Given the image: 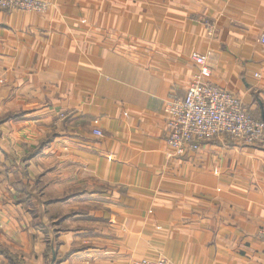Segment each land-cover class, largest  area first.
Masks as SVG:
<instances>
[{"label": "crops", "instance_id": "1", "mask_svg": "<svg viewBox=\"0 0 264 264\" xmlns=\"http://www.w3.org/2000/svg\"><path fill=\"white\" fill-rule=\"evenodd\" d=\"M45 1L0 9V264H264V140L174 157L164 113L197 51L264 122V0Z\"/></svg>", "mask_w": 264, "mask_h": 264}, {"label": "built area", "instance_id": "2", "mask_svg": "<svg viewBox=\"0 0 264 264\" xmlns=\"http://www.w3.org/2000/svg\"><path fill=\"white\" fill-rule=\"evenodd\" d=\"M45 0H0V9L39 13L47 10ZM264 47V32L259 36ZM190 60L195 73L184 97L164 106L166 144L171 156L197 151L200 145L224 135L246 145L262 144L264 122L243 108L241 99L210 81L211 67L206 53L194 51ZM258 75V74H257ZM64 114H60V117ZM94 134L101 135L100 130ZM264 255V227L257 231ZM127 264H174L163 256L134 259Z\"/></svg>", "mask_w": 264, "mask_h": 264}, {"label": "trees", "instance_id": "3", "mask_svg": "<svg viewBox=\"0 0 264 264\" xmlns=\"http://www.w3.org/2000/svg\"><path fill=\"white\" fill-rule=\"evenodd\" d=\"M5 255H7L9 259V264H23L15 255H11L10 253L4 251Z\"/></svg>", "mask_w": 264, "mask_h": 264}]
</instances>
